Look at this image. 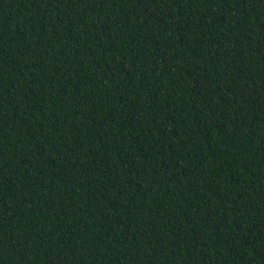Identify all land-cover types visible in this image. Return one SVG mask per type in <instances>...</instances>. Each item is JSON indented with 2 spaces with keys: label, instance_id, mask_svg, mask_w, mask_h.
Here are the masks:
<instances>
[{
  "label": "trees",
  "instance_id": "16d2710c",
  "mask_svg": "<svg viewBox=\"0 0 264 264\" xmlns=\"http://www.w3.org/2000/svg\"><path fill=\"white\" fill-rule=\"evenodd\" d=\"M0 264H264V0H0Z\"/></svg>",
  "mask_w": 264,
  "mask_h": 264
}]
</instances>
